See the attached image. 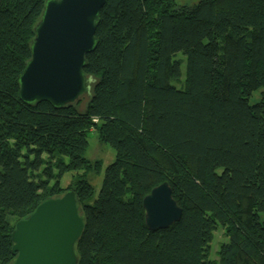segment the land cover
<instances>
[{"label":"trees","instance_id":"16d2710c","mask_svg":"<svg viewBox=\"0 0 264 264\" xmlns=\"http://www.w3.org/2000/svg\"><path fill=\"white\" fill-rule=\"evenodd\" d=\"M45 1L0 0V264L15 222L70 189L85 214L78 264H264V92L250 102L264 0H106L84 67L93 96L62 108L19 97ZM90 131L115 150L97 194ZM165 181L183 214L150 230L143 198Z\"/></svg>","mask_w":264,"mask_h":264},{"label":"water","instance_id":"95a60500","mask_svg":"<svg viewBox=\"0 0 264 264\" xmlns=\"http://www.w3.org/2000/svg\"><path fill=\"white\" fill-rule=\"evenodd\" d=\"M106 0H46L31 57L19 76V97L26 103L46 101L57 108L93 96L96 79L84 71L86 55L97 43L96 29ZM145 223L150 230L168 228L183 214L168 182L144 196ZM85 214L74 190L44 199L15 222L9 264H78L76 244Z\"/></svg>","mask_w":264,"mask_h":264},{"label":"rangeland","instance_id":"374dc122","mask_svg":"<svg viewBox=\"0 0 264 264\" xmlns=\"http://www.w3.org/2000/svg\"><path fill=\"white\" fill-rule=\"evenodd\" d=\"M198 1L199 0H176V2L179 5H192L197 3ZM184 72H185V66L182 65V77L180 78V80L176 82L177 86H180L181 85L180 81L184 80V76H183ZM172 83H174V81ZM263 92L264 89H260L254 92L250 99V102L253 103L258 101ZM88 141H89V145L86 150L85 156L89 159L100 160L101 161L100 163L102 165L100 171L91 172L88 176L89 181L91 182V184L95 189V194H97L101 188V183L104 176L105 168L115 160V150L108 144L99 142V140L97 139V134L93 131H90V133L88 134ZM73 177H74L73 173H68L67 175H65L62 181V185L64 187L67 186L70 179ZM260 217L261 220H264V213H260ZM226 241L227 239L225 237L223 228H221V226H218L214 234V239L210 244V252H209L210 259H214V260L219 259V254H218L219 249L221 245Z\"/></svg>","mask_w":264,"mask_h":264}]
</instances>
